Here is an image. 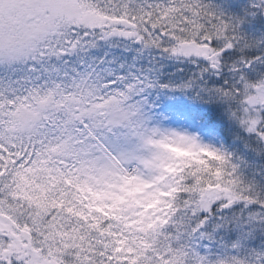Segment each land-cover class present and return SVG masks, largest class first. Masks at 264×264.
<instances>
[{
  "label": "snow or ice",
  "instance_id": "snow-or-ice-1",
  "mask_svg": "<svg viewBox=\"0 0 264 264\" xmlns=\"http://www.w3.org/2000/svg\"><path fill=\"white\" fill-rule=\"evenodd\" d=\"M0 264H264V0H0Z\"/></svg>",
  "mask_w": 264,
  "mask_h": 264
}]
</instances>
